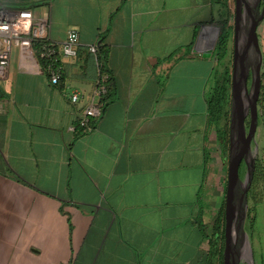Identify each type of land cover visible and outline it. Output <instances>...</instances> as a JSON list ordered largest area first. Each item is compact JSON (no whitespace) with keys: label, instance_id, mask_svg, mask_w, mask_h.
Listing matches in <instances>:
<instances>
[{"label":"crops","instance_id":"crops-1","mask_svg":"<svg viewBox=\"0 0 264 264\" xmlns=\"http://www.w3.org/2000/svg\"><path fill=\"white\" fill-rule=\"evenodd\" d=\"M0 9L49 20L55 45L72 30L80 41L58 86L22 68L18 51L0 81V264H217L210 238L224 188L207 105L217 63L202 53L222 5L0 0ZM100 45L101 61L89 51ZM103 72L112 80L100 97ZM91 104L103 114L83 130ZM262 195L246 233L254 264H264Z\"/></svg>","mask_w":264,"mask_h":264},{"label":"water","instance_id":"water-1","mask_svg":"<svg viewBox=\"0 0 264 264\" xmlns=\"http://www.w3.org/2000/svg\"><path fill=\"white\" fill-rule=\"evenodd\" d=\"M235 1V49L224 210L223 264H247L246 255L248 252L252 260L244 224L248 210V193L254 174L255 160L252 157V145L259 119V100L263 77V52L258 30L263 23L264 12L262 17H257L258 4L254 8L253 0ZM216 31L219 32L217 28ZM217 36L218 34L216 38ZM214 46L215 44L210 50L202 53L203 58H211ZM249 79L251 86H249ZM248 117L250 122L247 128L246 120ZM243 166L246 168L244 181L240 177V170ZM252 264H254L253 261Z\"/></svg>","mask_w":264,"mask_h":264},{"label":"built area","instance_id":"built-area-1","mask_svg":"<svg viewBox=\"0 0 264 264\" xmlns=\"http://www.w3.org/2000/svg\"><path fill=\"white\" fill-rule=\"evenodd\" d=\"M49 20L35 18L30 9H0V81L8 77L14 51L19 52L20 64L26 71L40 72L46 75L53 86H58L63 77L62 58H75L80 45L79 35L75 30L68 33L60 46L49 40ZM43 41L39 52L34 49V42ZM89 51L97 54V47H89ZM112 78L103 72L100 77L97 95L107 93ZM72 103L79 101V94L74 93ZM100 104H91L79 118L78 126L86 130L92 121L102 117Z\"/></svg>","mask_w":264,"mask_h":264},{"label":"trees","instance_id":"trees-1","mask_svg":"<svg viewBox=\"0 0 264 264\" xmlns=\"http://www.w3.org/2000/svg\"><path fill=\"white\" fill-rule=\"evenodd\" d=\"M222 5L223 14L221 31L213 52V59L216 61L215 81L213 87L207 95L208 118L209 124L216 131V136L220 145V154L223 160H228L230 144V125H231V108H232V69L229 64L233 63V49L230 48V42L233 38V24L230 22L232 15L230 12L229 0H217ZM34 49L39 52L44 45L43 41L34 42ZM106 48L99 46L97 50L98 60L101 61L106 55ZM231 58V60H228ZM223 67L220 70L219 67ZM111 83V82H110ZM109 83V85H110ZM264 109V108H263ZM242 167L240 177L245 178ZM245 175V176H244ZM244 176V177H243ZM226 185L223 189V199L218 209L214 224L213 233L210 238V254L216 257L217 264H223L224 240H225V195ZM264 191V165L260 166L255 163L254 174L251 188L248 193V211L245 231L249 235L254 227L253 220H250L251 212L254 206L263 200Z\"/></svg>","mask_w":264,"mask_h":264},{"label":"rangeland","instance_id":"rangeland-1","mask_svg":"<svg viewBox=\"0 0 264 264\" xmlns=\"http://www.w3.org/2000/svg\"><path fill=\"white\" fill-rule=\"evenodd\" d=\"M230 12L232 15L231 17V20L230 22L233 24V15H234V9H235V0H230ZM223 14V10L221 9L220 10V16ZM221 17H219L218 20H222ZM221 24H215V25H211L210 28V32H209V39L207 40L208 44L212 43V47L213 45L217 42L218 40V37H219V34H220V31H221ZM264 25V24H263ZM216 28L219 30V32L217 33L216 31ZM262 31H261V30ZM259 38H260V41H261V37H262V40H264V26L262 28H259ZM263 32V33H262ZM218 34L217 38H216V35ZM216 38V39H215ZM261 45H262V42H261ZM264 45V44H263ZM232 46H233V42H232V39H231V42H230V48L232 50ZM263 47V46H262ZM16 53V50L14 51V54ZM228 60H231V58H229ZM232 71H233V63L232 64H229ZM220 70L223 69V67H219ZM219 152H220V145L218 147V152H217V158H216V165H217V173H218V180L221 179L222 181V187L224 188V186L226 185L227 183V168H228V160L225 161L223 160L222 157L219 156ZM229 154V153H228ZM252 157L254 158L255 160V163L257 165H264V117L260 116L259 120H258V125H257V131H256V136H255V139H254V143L252 145ZM255 165V164H254ZM243 171L245 173V166H243ZM243 173V174H244ZM245 176V175H244ZM243 176V177H244ZM264 192V191H263ZM219 208V207H218ZM249 208V206H248ZM217 209V208H216ZM248 211V210H247ZM215 212V211H214ZM249 241V238L248 236L246 237ZM248 252V251H247ZM246 260H247V264H252L251 262V259L249 257V252L247 253L246 255Z\"/></svg>","mask_w":264,"mask_h":264},{"label":"flooded vegetation","instance_id":"flooded-vegetation-1","mask_svg":"<svg viewBox=\"0 0 264 264\" xmlns=\"http://www.w3.org/2000/svg\"><path fill=\"white\" fill-rule=\"evenodd\" d=\"M257 4H258V11L256 12V15H257V17H262L263 12H264V0H253L252 5H254V8L256 7ZM235 10H236V1H235V9H234V15H233V38H232L233 54H234V49H235V28H234V26H235ZM263 22H264V19H263ZM260 46H261V41H260ZM261 48H262V46H261ZM249 86H251L250 79H249ZM249 122H250V119L248 117L246 120L247 128L249 127ZM244 179H242V180L244 181Z\"/></svg>","mask_w":264,"mask_h":264}]
</instances>
